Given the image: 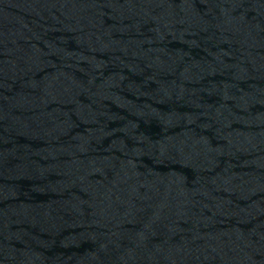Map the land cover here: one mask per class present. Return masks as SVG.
<instances>
[{
	"label": "water",
	"instance_id": "water-1",
	"mask_svg": "<svg viewBox=\"0 0 264 264\" xmlns=\"http://www.w3.org/2000/svg\"><path fill=\"white\" fill-rule=\"evenodd\" d=\"M0 264H264V0H0Z\"/></svg>",
	"mask_w": 264,
	"mask_h": 264
}]
</instances>
